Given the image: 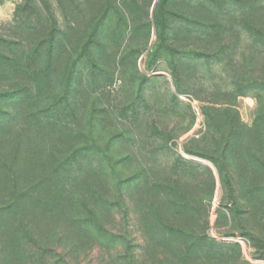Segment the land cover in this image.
Masks as SVG:
<instances>
[{
	"label": "rangeland",
	"instance_id": "rangeland-1",
	"mask_svg": "<svg viewBox=\"0 0 264 264\" xmlns=\"http://www.w3.org/2000/svg\"><path fill=\"white\" fill-rule=\"evenodd\" d=\"M0 48V264H264V0H0Z\"/></svg>",
	"mask_w": 264,
	"mask_h": 264
},
{
	"label": "trees",
	"instance_id": "trees-1",
	"mask_svg": "<svg viewBox=\"0 0 264 264\" xmlns=\"http://www.w3.org/2000/svg\"><path fill=\"white\" fill-rule=\"evenodd\" d=\"M30 14L32 16L33 12H31ZM24 23H25V21H24ZM26 28L27 27L25 25L24 28H20V29L24 30ZM4 42H6V41H4ZM11 43L12 42H8V45H6V47H9V49L12 50L14 48L11 46ZM44 46H46V45L42 42L37 44L35 46V53L41 52ZM0 50H2V49L0 48ZM48 51L50 54L48 55L49 61H48L46 70H49L52 66L51 58L53 56L51 53L53 51L51 49L50 43L48 45ZM0 54H2V58H6V56L4 55L6 53L0 52ZM8 60H10V59H8ZM45 72L47 73V71H45ZM225 182L227 184V189L230 191L231 202L233 205H235L233 208V211L235 213H239L240 208H238L236 206L235 189H234L233 184L230 182L228 176L225 178ZM176 231L177 232L174 233L173 238L179 237L181 240L180 244H179L180 247L178 249V252H179L178 256L180 257L182 264H201L203 261H216V262L229 261V259L232 257V252L235 253L238 250H240L239 245L237 243L228 246V245H225V243L222 241L211 238L210 236H208L204 232H202L201 234H197V235L190 234L188 237L182 238L181 234L184 231L183 230H180V231L176 230ZM246 231L249 232L250 230L247 229ZM249 233L252 234V232H249ZM252 236L255 238V235L252 234ZM255 241H256V243L258 242V244H256V247L264 250V239H262L261 236H258V238H256ZM170 242H171V240H170ZM230 249L232 250V252H230ZM260 255H261L260 257H264V254H260Z\"/></svg>",
	"mask_w": 264,
	"mask_h": 264
}]
</instances>
